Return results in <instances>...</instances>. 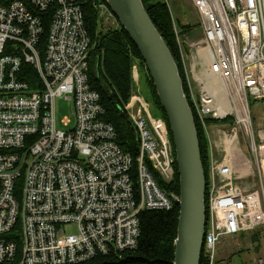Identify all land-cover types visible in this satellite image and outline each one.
Listing matches in <instances>:
<instances>
[{"label":"built area","instance_id":"obj_1","mask_svg":"<svg viewBox=\"0 0 264 264\" xmlns=\"http://www.w3.org/2000/svg\"><path fill=\"white\" fill-rule=\"evenodd\" d=\"M190 2L202 37L186 45L184 56L173 32L178 56L188 63V97L209 147L202 250L206 263L215 264L222 239L264 234V129L253 130L249 108V98L264 101V0ZM50 9L41 48L40 14ZM90 47L76 0H0V55L7 51L0 57V263L15 257L14 237L20 241L19 264H81L97 254L132 250L140 212L170 210L179 200L160 190L144 165L162 182L173 180L171 136L140 91L139 64L131 67L134 88L124 105L139 136L134 180L132 159L101 119L99 94L88 81ZM23 65L34 70L36 88L22 79ZM57 99L72 103L71 128L67 119L56 125ZM227 117L230 129L215 127L216 133L232 143L243 129L254 167L249 190L227 157L212 155L214 127L207 118ZM67 224L77 233L65 234Z\"/></svg>","mask_w":264,"mask_h":264},{"label":"trees","instance_id":"obj_2","mask_svg":"<svg viewBox=\"0 0 264 264\" xmlns=\"http://www.w3.org/2000/svg\"><path fill=\"white\" fill-rule=\"evenodd\" d=\"M143 7L169 49L178 69L182 81L183 91L187 102L193 113L194 124L197 131L201 163L207 180L209 147L203 129L200 127L195 112L190 103L183 70L177 52V44L173 32V25L169 9L164 0H141ZM81 8L84 27L90 38L91 47L88 55V81L93 90L99 94L100 104L103 109L101 119L110 124L115 131V143L122 152L128 154L132 159V177L136 178V168L139 155V136L138 132L129 120L124 105L128 102L134 88L131 76V67L134 62L139 64L140 72L144 74L143 84L147 90V100L152 105V112L155 116L162 118L166 122L164 112L157 100L151 80L141 61V57L133 45L128 35L125 33L119 22L116 20L115 28H102L98 8L104 6L108 9L105 0H76ZM53 10H48L40 14V19L45 33L40 40V47L44 46L46 31L50 24ZM193 28L182 26V32L188 34ZM7 54L5 51L2 55ZM0 55V57L2 56ZM22 78L32 88L38 85L34 70L28 65L22 66ZM207 125H226L232 124L231 118L213 120L207 118ZM158 188L165 192L179 194V181L177 170L173 180L164 183L157 174L152 171L148 162L144 163ZM15 195L20 197L21 180L15 183ZM178 202H174L170 210H144L139 214V237L137 245L132 250L122 252L111 251L107 254H97L92 259L81 264H172L174 258V240L176 237L178 221ZM18 225L15 226V231ZM10 237H14L13 234ZM17 244V252L13 259L0 264H19L20 262V241L14 237ZM252 241H257L255 234L251 235ZM258 249V247H256ZM199 264H207L204 257V250H201Z\"/></svg>","mask_w":264,"mask_h":264},{"label":"water","instance_id":"obj_3","mask_svg":"<svg viewBox=\"0 0 264 264\" xmlns=\"http://www.w3.org/2000/svg\"><path fill=\"white\" fill-rule=\"evenodd\" d=\"M136 47L164 112L179 181L172 264H199L205 229V175L192 110L176 63L141 0H105Z\"/></svg>","mask_w":264,"mask_h":264},{"label":"rangeland","instance_id":"obj_4","mask_svg":"<svg viewBox=\"0 0 264 264\" xmlns=\"http://www.w3.org/2000/svg\"><path fill=\"white\" fill-rule=\"evenodd\" d=\"M166 4L169 9L173 28H176L178 32V38L180 40L184 56H186V45L191 44L202 37V32L200 26L198 25V16L192 7L190 0H167ZM98 13H100L103 29L115 28L117 26L114 17L112 15L109 16L108 11L103 7L98 8ZM181 25L189 26V28H193V26L196 27H194L191 32L186 34L182 32ZM176 44L178 45V42ZM179 60L183 70L188 94V85L185 74V71H188V63L185 62L183 65L180 56ZM138 77L140 91L146 98L148 89L143 84L144 74L140 72V68H138ZM249 108L253 130L258 131L264 129V101L254 102L251 100V98H249ZM55 119L56 125L58 127H62L61 121L63 119L68 120L66 128L72 127L74 116L71 101L64 99H57L55 101ZM215 127L226 129L225 131L230 129V127L226 125L213 124V132L210 134V140L213 145V157L217 160H220L222 157H227V160L230 162L235 176L241 178L239 182L241 183L242 187L246 190L251 189L252 186L255 185L253 177L254 167L252 157L248 149V140L243 129L238 131L235 141L229 143L227 138L224 141L223 136L217 135ZM223 148H225V151ZM62 231L65 234L77 233L75 226L72 224L64 225L62 227ZM253 234H255L256 238L258 239L257 241L251 240L250 237ZM256 247H258V249H256ZM215 264H264V234L253 232L247 235L242 234L241 236L234 238L222 239L217 247Z\"/></svg>","mask_w":264,"mask_h":264},{"label":"bare ground","instance_id":"obj_5","mask_svg":"<svg viewBox=\"0 0 264 264\" xmlns=\"http://www.w3.org/2000/svg\"><path fill=\"white\" fill-rule=\"evenodd\" d=\"M222 107H223V108H226V106H225V105H222Z\"/></svg>","mask_w":264,"mask_h":264}]
</instances>
